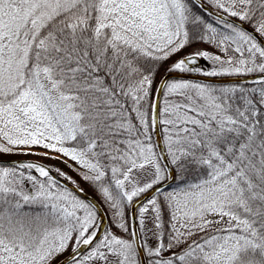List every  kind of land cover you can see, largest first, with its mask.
<instances>
[{
    "label": "snow or ice",
    "instance_id": "1",
    "mask_svg": "<svg viewBox=\"0 0 264 264\" xmlns=\"http://www.w3.org/2000/svg\"><path fill=\"white\" fill-rule=\"evenodd\" d=\"M3 156L0 264H264V0H0Z\"/></svg>",
    "mask_w": 264,
    "mask_h": 264
},
{
    "label": "rangeland",
    "instance_id": "2",
    "mask_svg": "<svg viewBox=\"0 0 264 264\" xmlns=\"http://www.w3.org/2000/svg\"><path fill=\"white\" fill-rule=\"evenodd\" d=\"M203 47H209L208 45H203ZM210 50H214V49H210ZM202 64L207 63L206 61H201ZM15 158H26V159H34V160H39L43 163H47L50 164L54 167H58L60 169H62L64 172L68 173L69 175L73 174V169L71 167H69L68 164L65 163H61L59 160H53V159H46L44 157H39V156H15Z\"/></svg>",
    "mask_w": 264,
    "mask_h": 264
},
{
    "label": "trees",
    "instance_id": "3",
    "mask_svg": "<svg viewBox=\"0 0 264 264\" xmlns=\"http://www.w3.org/2000/svg\"><path fill=\"white\" fill-rule=\"evenodd\" d=\"M162 74H163V71L161 72L160 75H162ZM157 79L159 80V76H158ZM13 157H15V156H3V157H0V158H13ZM48 165H50V164H48ZM51 166H52V165H51ZM53 167H54V166H53ZM71 176H73L74 179H75L76 181L79 182L80 187L84 188L85 191H87L88 193L92 194L94 197H96V199L99 200V197L96 196L95 192L92 190V188L89 186V184H87L86 182H84V181L80 178V176L77 175V173H76L75 171L73 172V174H72Z\"/></svg>",
    "mask_w": 264,
    "mask_h": 264
},
{
    "label": "water",
    "instance_id": "4",
    "mask_svg": "<svg viewBox=\"0 0 264 264\" xmlns=\"http://www.w3.org/2000/svg\"><path fill=\"white\" fill-rule=\"evenodd\" d=\"M207 79H211V80H224V81H230L232 80V78H229V77H224V78H216V77H213V78H207ZM0 159H11V160H34V159H26V158H0ZM85 193L87 194V196L89 197H92L94 199H96L93 195H91L90 193L86 192ZM97 200V199H96ZM107 219V217L105 218Z\"/></svg>",
    "mask_w": 264,
    "mask_h": 264
},
{
    "label": "bare ground",
    "instance_id": "5",
    "mask_svg": "<svg viewBox=\"0 0 264 264\" xmlns=\"http://www.w3.org/2000/svg\"><path fill=\"white\" fill-rule=\"evenodd\" d=\"M47 164V163H46Z\"/></svg>",
    "mask_w": 264,
    "mask_h": 264
}]
</instances>
